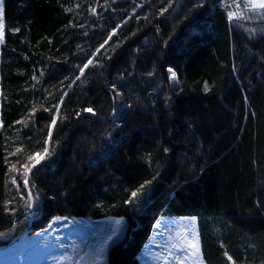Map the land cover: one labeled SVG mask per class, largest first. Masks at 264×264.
<instances>
[{"label": "trees", "instance_id": "16d2710c", "mask_svg": "<svg viewBox=\"0 0 264 264\" xmlns=\"http://www.w3.org/2000/svg\"><path fill=\"white\" fill-rule=\"evenodd\" d=\"M172 2L160 15L169 0H3L0 249L57 217H116L128 227L108 264H139L160 218H194L205 264H231L225 251L264 264V22L229 20L232 0H203L192 13L200 0ZM90 58L103 67L72 83ZM112 84L123 93L115 100ZM61 88L54 155L32 169L34 212L25 210L28 189L9 168L47 138L41 109ZM89 106L95 115L81 111ZM149 180L146 199L124 202Z\"/></svg>", "mask_w": 264, "mask_h": 264}, {"label": "rangeland", "instance_id": "374dc122", "mask_svg": "<svg viewBox=\"0 0 264 264\" xmlns=\"http://www.w3.org/2000/svg\"><path fill=\"white\" fill-rule=\"evenodd\" d=\"M241 6L243 7V0ZM261 11L257 9L256 13H250V20L264 22ZM233 21L242 22L246 19ZM171 80L178 84V79ZM31 210L34 212V208ZM127 227L124 218H55L45 227L32 226L20 239L0 249V264H108L111 248L125 237ZM113 229L118 231V237H114L108 243L103 256L94 261L93 256ZM192 233L199 240L196 219L160 218L139 256V264H180L178 257H184L186 251H182L177 245L182 244L185 236L192 240ZM183 264L205 263L201 255L200 260L194 261L190 258Z\"/></svg>", "mask_w": 264, "mask_h": 264}, {"label": "snow or ice", "instance_id": "6c2138e0", "mask_svg": "<svg viewBox=\"0 0 264 264\" xmlns=\"http://www.w3.org/2000/svg\"><path fill=\"white\" fill-rule=\"evenodd\" d=\"M113 2H115V0H113ZM2 3L3 0H0V44H4L5 40H4V22H3V9H2ZM107 6V0H106V5ZM173 2L172 0H169L168 6L167 7H163L159 10L160 15H163L165 12L168 11V8L173 7ZM76 7H80L79 4L76 5ZM204 4H203V0H200V2L195 3L192 5V7L188 10L189 13H192L194 10L196 9H200L203 8ZM232 8L234 10H229L227 12V16L229 20H233V19H250L251 16L249 15V13H253L255 12L257 9L262 10L260 12V15L262 17H264V0H243V7L241 6V0H232ZM68 11H72V9H68ZM91 12L93 15L96 14V10L95 8H91ZM191 17L189 15H186L184 17V19L188 20ZM145 20L148 19L147 16L144 17ZM73 27H75L76 25H72ZM80 27H83V25H80ZM159 26L156 27V31L158 32ZM20 29L19 28H14L11 29V32L13 34L19 32ZM249 33H253L256 30L255 29H249L248 30ZM115 34V30H113L112 35ZM84 35H87V32L84 33ZM112 35H109L107 37V39L104 41V43H102L99 48L96 49L97 52L100 51V48L104 47V44L108 42V40H110L112 38ZM134 35V33H133ZM171 38V37H169ZM262 40H264V37L261 38ZM165 46L167 45V41L164 42ZM118 46V45H117ZM107 59H111V56H107ZM89 65H93V67H103L102 64H100L99 61H96L95 64H93V59H88L86 63H84L83 67L77 66L79 68L80 71V75L75 77V80L72 81V83H75L76 81L81 79V76L84 75V70L87 69L89 67ZM235 68V66H234ZM167 72L170 74L171 78L173 80H177V73L175 71H173V69L171 67H169L167 69ZM148 75H152V73H148ZM33 80L36 79V76L32 77ZM65 79H68V77H65ZM61 84H63V81L60 82ZM53 87H55V85H53ZM68 87H71V84L68 85ZM114 95L112 97L113 100L116 99L117 96H122L123 93H121L116 84H112L111 85V89H110ZM211 89L208 88L207 84H205V91H210ZM45 92H47V89L44 90ZM58 91L60 92V99L58 103H53L51 104V107L49 108H42L41 110L43 112H47L50 115L47 117L50 120V126H46L48 128V131L46 133V139L43 141V143L41 145H39L38 149H32L31 145H29V150L27 152V154H24L20 159H18L16 161V163H11L9 171H15L17 172L22 180V184L24 186L25 189H28L27 191V195L29 197V199L25 202L24 208L25 210H30L33 209L34 207V202L31 199L32 197V192L29 188V177L30 175H34L32 173V169L36 168L37 172H39L41 169L37 168V166L41 163L42 160H51V156L54 155V153L50 150V143H51V139H52V128H54L57 124V118L60 116V105L63 104V97L67 96V92H64L63 89H58ZM51 95V94H50ZM245 99H247V97H245ZM127 107H131L130 105H128ZM54 110V111H53ZM36 111L37 109L35 108V106L33 105V108L30 112V119L32 120L33 123H35V115H36ZM82 112L85 113H91L92 115H95V111L94 109L89 106V107H85L81 110ZM116 108L113 107L112 112L113 115L116 114ZM80 116V112L76 113V117L77 119ZM65 119H67V116H65ZM16 123L20 124V123H25V121H16ZM26 126V123H25ZM0 128H2V122H0ZM30 139V137H29ZM56 143H59V140L56 141ZM169 151V149L165 148L164 152L167 153ZM23 149L22 147H17L15 149V153H12V155H15L16 153H22ZM5 162L7 163V157H5ZM17 164L21 165V168L18 169L16 167ZM45 167H47V165H45ZM155 178V177H154ZM11 183L12 184H16L17 188L19 190L20 185L17 183V179L15 177H13L11 179ZM152 181H145L144 183H141L139 187H137L134 191H131V197L129 199H126L124 202L128 203V204H134L137 201H141L143 199H146L148 197V194L150 192V188L147 187L148 185H151ZM35 207L38 209L39 205L36 204ZM6 210L11 214L14 215L15 214V210L11 208L10 202L6 205ZM56 219H61V217H57ZM63 219H67V217H64ZM194 219V218H193ZM187 232V230H185ZM119 233L116 229H113L112 232L106 237L104 244H102L100 246V248L97 250V252L95 253V255L93 256V260H97L99 257L103 256L106 247L108 246V243L110 241L114 240V237H118ZM193 239L189 240L187 238V236H185L183 238V242L182 244H178L177 247H180L182 251H186V255L184 257H178V260L180 261V264H183V262L187 259H193L194 261H198L201 258V249H200V245H199V240L198 237L196 236L195 233H192ZM224 256L227 258V261L231 262V264H236V260L233 259L232 255H229L227 251L224 252Z\"/></svg>", "mask_w": 264, "mask_h": 264}]
</instances>
